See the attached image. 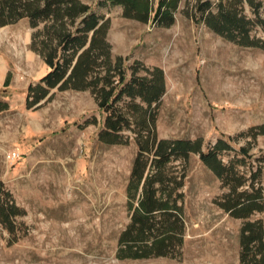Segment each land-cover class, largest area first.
<instances>
[{"label":"rangeland","instance_id":"rangeland-1","mask_svg":"<svg viewBox=\"0 0 264 264\" xmlns=\"http://www.w3.org/2000/svg\"><path fill=\"white\" fill-rule=\"evenodd\" d=\"M80 1L107 20L112 57L123 58L128 79L132 70H163L165 91L149 111L156 137L198 139L202 150L228 142L219 158L241 179L236 193L260 189L263 208L248 218L226 212L219 202L234 180L225 185L191 152L162 171L181 183L173 194L182 207L179 221L163 222L174 234L165 254L124 257L128 247L150 245L121 240L141 191L131 198L129 187L147 105L125 96L117 103L132 122L116 143L99 137L104 115L90 90L54 87L27 106V86L50 69L43 41L54 34L50 20L33 25L22 17L0 25V97L8 104L0 112V181L21 210L13 232L0 223V264H242L244 222L260 220L264 230V0H178L168 25L154 18L160 0H151L146 22L106 0ZM205 1L213 13L222 4L243 15L257 45L207 26L199 9Z\"/></svg>","mask_w":264,"mask_h":264},{"label":"trees","instance_id":"trees-1","mask_svg":"<svg viewBox=\"0 0 264 264\" xmlns=\"http://www.w3.org/2000/svg\"><path fill=\"white\" fill-rule=\"evenodd\" d=\"M106 1L110 5H120L124 16L142 22L149 19L152 11L151 0ZM177 1L160 0L154 14L155 21L159 24H170ZM258 5L255 4V8ZM199 9L202 20L216 32L226 34L232 40L239 36V43L244 45H257L256 41L248 40L247 21L237 10L228 13L223 5L219 4L218 11L213 13L210 11L209 1L203 2ZM22 17H28L33 25L39 20H50L54 34V38L48 34L43 41L42 53L50 69L36 84L30 83L27 86V106L39 102L54 87L59 90H90L104 115L103 130L100 131L99 137L103 141L116 143L119 132L129 128L132 122L117 103L125 96L129 99L139 98L147 105L143 111V126L136 136L139 151L133 162L129 187L133 189L131 198H135L139 187L141 191L138 205L133 208L131 221L123 231L121 240H147L150 245L134 251L128 247L131 252L124 257L165 254L174 234L173 229L164 226L163 222L169 219L179 221L182 207L177 204V195L173 194L181 183L176 181L175 177L164 178L162 171L172 159L186 160L191 152L198 153L201 161L225 185L234 180L229 186V191L224 194L223 201L219 202L221 208L236 218H248L254 211L262 210L260 189L250 193H236L241 179L234 173L232 164H225L219 158L221 151L231 149L228 142L217 139L212 146L202 150L198 139L168 140L156 137L152 127L153 117L149 111L165 91L163 70L158 66L144 68V76H135V71L132 70L128 79L123 58L112 57L106 40L107 20H102L88 4L80 0H0V25ZM7 85L6 81L4 86ZM7 106V102L0 97V112ZM135 107L141 109L137 105ZM143 131L146 135H142ZM259 133L264 134V125L259 126ZM240 151L247 153L246 148H241ZM145 153L151 154L152 158L146 157ZM261 161L264 162V155ZM260 168L261 166L258 167ZM257 171L253 173V177L257 175ZM19 214L21 210L0 181V223L13 232V218ZM159 224L162 226H158ZM263 237L264 230L260 220L244 222L241 228L242 264H264Z\"/></svg>","mask_w":264,"mask_h":264},{"label":"built area","instance_id":"built-area-1","mask_svg":"<svg viewBox=\"0 0 264 264\" xmlns=\"http://www.w3.org/2000/svg\"><path fill=\"white\" fill-rule=\"evenodd\" d=\"M16 155H18L16 154V152H12L11 154H9V156H12V157H15Z\"/></svg>","mask_w":264,"mask_h":264}]
</instances>
